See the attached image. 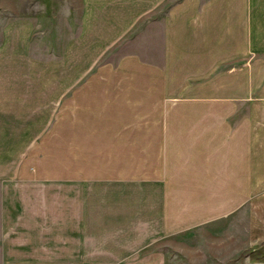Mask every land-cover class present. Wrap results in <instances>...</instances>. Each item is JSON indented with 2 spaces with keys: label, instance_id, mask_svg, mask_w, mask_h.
<instances>
[{
  "label": "crops",
  "instance_id": "crops-1",
  "mask_svg": "<svg viewBox=\"0 0 264 264\" xmlns=\"http://www.w3.org/2000/svg\"><path fill=\"white\" fill-rule=\"evenodd\" d=\"M226 1L62 0L0 46V264H166L190 225L264 191V103L235 120L229 91L175 89L188 48L246 49L215 26Z\"/></svg>",
  "mask_w": 264,
  "mask_h": 264
},
{
  "label": "rangeland",
  "instance_id": "rangeland-1",
  "mask_svg": "<svg viewBox=\"0 0 264 264\" xmlns=\"http://www.w3.org/2000/svg\"><path fill=\"white\" fill-rule=\"evenodd\" d=\"M62 4V0H0V46L13 42L18 31L23 43L29 44L31 26L40 24L37 13L45 12L48 6L59 9ZM222 8L225 19L221 22L217 19L216 28L225 21L230 32L229 45L246 49L234 50L223 60L218 45L193 46L191 51L188 48L181 54V66L172 73L190 79L175 89L181 91L184 102L192 99L215 104L229 91L232 108L236 109L234 119L244 110L249 118L254 107L264 103V0H228ZM222 13L219 11V15ZM43 29L46 30L45 20ZM24 47L28 57L36 59L42 55L46 59L45 49L41 50L40 46ZM135 49L141 51L142 46ZM212 56L214 65H211ZM165 71L170 73L169 69ZM54 151L61 154L62 145L54 146ZM141 158L140 165L144 157ZM145 160L154 166L159 161L158 152L145 156ZM163 252L166 264H264V191L248 193L245 200L232 199L228 210L215 212L190 225L166 243Z\"/></svg>",
  "mask_w": 264,
  "mask_h": 264
}]
</instances>
